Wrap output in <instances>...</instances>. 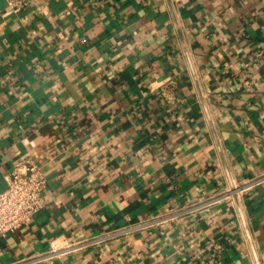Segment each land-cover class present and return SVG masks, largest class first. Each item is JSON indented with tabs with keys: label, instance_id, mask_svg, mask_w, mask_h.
Returning <instances> with one entry per match:
<instances>
[{
	"label": "crops",
	"instance_id": "crops-1",
	"mask_svg": "<svg viewBox=\"0 0 264 264\" xmlns=\"http://www.w3.org/2000/svg\"><path fill=\"white\" fill-rule=\"evenodd\" d=\"M24 158L0 264H264V0H0V190Z\"/></svg>",
	"mask_w": 264,
	"mask_h": 264
},
{
	"label": "built area",
	"instance_id": "built-area-1",
	"mask_svg": "<svg viewBox=\"0 0 264 264\" xmlns=\"http://www.w3.org/2000/svg\"><path fill=\"white\" fill-rule=\"evenodd\" d=\"M6 4L14 11H20L23 7L32 4L33 0H5ZM261 178L250 181L254 183ZM8 185L5 189L0 190V233L6 235L8 232L15 230L24 223L30 221L35 213L45 205L43 191L48 185V177L41 163L31 158H24L16 161L10 171L7 173ZM245 184H235V188L230 187L223 195L235 199L237 192L241 197L243 191L247 188ZM218 196V195H217ZM212 197L206 201L198 203L196 206H202L205 203H213L219 198ZM173 213L157 215L151 219L144 220L140 223L132 225V227H141L147 223L162 222L171 217ZM128 228H121L106 233L101 238H108L119 235ZM73 245L57 247L54 245L50 251L48 258L55 257L59 251H63ZM36 258L28 259L24 262L34 261ZM21 264V263H15Z\"/></svg>",
	"mask_w": 264,
	"mask_h": 264
},
{
	"label": "water",
	"instance_id": "water-1",
	"mask_svg": "<svg viewBox=\"0 0 264 264\" xmlns=\"http://www.w3.org/2000/svg\"><path fill=\"white\" fill-rule=\"evenodd\" d=\"M201 95H202L203 102L205 103V105H207V104H206L205 97H204L202 91H201ZM207 111H208V110H207ZM208 116H209V119H210V123H211V125H212V127H213V129H214V126H213L212 119H211V117H210V113H209V111H208ZM231 187H232V188H235V183H234V182H231ZM234 196H235V201H236L237 205L239 206L242 215H244V213H243V209H242V205H241V202H240L241 200H240V196H239V194L236 192ZM247 231H248V233H250L249 230H248V228H247ZM249 235H250V234H249ZM256 259H257V264H262L261 261H260V259H259V257H258V254H257V253H256Z\"/></svg>",
	"mask_w": 264,
	"mask_h": 264
}]
</instances>
